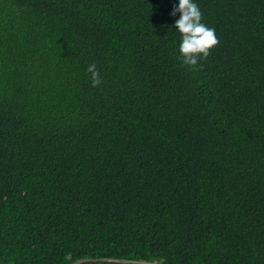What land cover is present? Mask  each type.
<instances>
[{
	"label": "trees",
	"instance_id": "16d2710c",
	"mask_svg": "<svg viewBox=\"0 0 264 264\" xmlns=\"http://www.w3.org/2000/svg\"><path fill=\"white\" fill-rule=\"evenodd\" d=\"M193 2L195 70L178 0H0V264H264V0Z\"/></svg>",
	"mask_w": 264,
	"mask_h": 264
},
{
	"label": "clouds",
	"instance_id": "9594fccd",
	"mask_svg": "<svg viewBox=\"0 0 264 264\" xmlns=\"http://www.w3.org/2000/svg\"><path fill=\"white\" fill-rule=\"evenodd\" d=\"M179 12L180 18L174 27L180 34L181 42L179 53L182 63L190 70H195L201 59H207L210 51L219 44L215 30L202 23V13L193 0H178V7L173 9V16ZM90 74V82L93 87L101 84L99 72L95 64L86 69Z\"/></svg>",
	"mask_w": 264,
	"mask_h": 264
},
{
	"label": "water",
	"instance_id": "95a60500",
	"mask_svg": "<svg viewBox=\"0 0 264 264\" xmlns=\"http://www.w3.org/2000/svg\"><path fill=\"white\" fill-rule=\"evenodd\" d=\"M109 262V261H113V262H122V263H129V262H126V261H117V260H109V259H95V260H90V259H85V260H79V261H76L72 264H80V263H83V262ZM134 264H158V263H146V262H135Z\"/></svg>",
	"mask_w": 264,
	"mask_h": 264
}]
</instances>
